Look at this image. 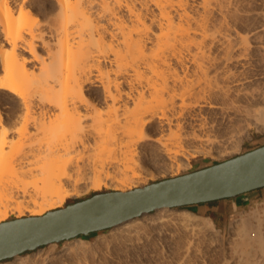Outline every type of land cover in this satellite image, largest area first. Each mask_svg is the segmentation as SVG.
<instances>
[{
    "label": "bare ground",
    "instance_id": "obj_1",
    "mask_svg": "<svg viewBox=\"0 0 264 264\" xmlns=\"http://www.w3.org/2000/svg\"><path fill=\"white\" fill-rule=\"evenodd\" d=\"M252 126L264 131V0H0V222L10 205L18 218L59 208L85 168L93 186L126 192L154 176L153 152L167 162L158 173L177 176ZM156 211L109 234L167 222L209 235L193 249L202 264L219 241L217 264H264L262 210L227 238L190 210ZM82 244L38 264H68Z\"/></svg>",
    "mask_w": 264,
    "mask_h": 264
},
{
    "label": "water",
    "instance_id": "obj_2",
    "mask_svg": "<svg viewBox=\"0 0 264 264\" xmlns=\"http://www.w3.org/2000/svg\"><path fill=\"white\" fill-rule=\"evenodd\" d=\"M264 187V144L234 157L126 192L108 190L47 211L0 222V261L110 229L158 208L236 197Z\"/></svg>",
    "mask_w": 264,
    "mask_h": 264
},
{
    "label": "rangeland",
    "instance_id": "obj_3",
    "mask_svg": "<svg viewBox=\"0 0 264 264\" xmlns=\"http://www.w3.org/2000/svg\"><path fill=\"white\" fill-rule=\"evenodd\" d=\"M214 133L215 135L216 134L221 135L222 133L225 134L220 130L218 131L216 130V132ZM263 144H264V131L258 130L256 129L255 126H252L250 128L249 134L244 138H241L240 140L237 141H233L231 143L224 144L227 150L230 147H232V151L217 156H212L204 153H199L195 156H191L189 157L188 160H186V167L181 169L178 175L211 165L213 163L224 161L226 159L234 157L245 151L254 149ZM213 150L214 152H216L215 148ZM229 150H231V148ZM151 153L152 151L150 152V154ZM151 155L155 157V160L153 163L147 164L146 169L148 170L147 171L148 173L153 172L154 176H150L148 178L147 184L161 179L172 177V175L170 174L163 175L158 173L162 168L166 167L167 162L165 161L166 162L165 163L164 160L158 159L156 155H154V152ZM84 170H85V173H83L84 176L81 175L82 180L78 182V184H75V182L73 181L71 184L66 185L68 188L77 187L79 189V193L76 195H67L64 198V202L62 206L60 207H64L69 203L89 197L97 192L112 190L111 188H108L104 184L100 187L93 186L90 183V181L92 182V177H89V171H88L89 169L85 168ZM74 177L76 179L79 178L80 175L76 173ZM262 190L264 189H256L247 192L244 195L242 194L237 197L217 200L214 203H201V204L189 205L185 207H178L174 209H178V210L187 209L194 212L195 214H198L201 219L203 218V219H208L210 221L212 220L215 223L216 228L220 231L222 237L227 238L229 236L228 232L230 231L231 222H233L235 219L245 217V220L248 221V219L253 216V212L254 214H257L258 212H261V210L264 211L263 210L264 194L258 195L259 193L264 192ZM206 206H211V207L214 206L216 207V209L206 211L205 210ZM10 207L11 205L9 206V214L7 219H12L17 217L16 212L10 211ZM150 214L156 216L158 213L155 210ZM243 214H245V216H243ZM154 224L156 225L151 226L152 224H150V226L148 225L147 227L145 225L144 228L141 229L142 231L139 232V235H135L137 233H134L132 235H127V236H111L109 233L112 231V228H110L103 231L94 232L89 235H80L60 243L48 244L40 247L39 249L25 252L20 256H30L32 257V260H36L35 264H38L41 262V256H44V253H48V255L50 254L53 255L54 253L56 254V252L59 251L61 248H63V246H66L67 244L73 241L74 242L78 241L80 239L84 244H82L80 246L81 248L78 249L79 251L77 254L78 257L75 255L76 253L75 252L73 256H76V258H73V260L71 259V261L68 264H86V263L87 264H202L201 263L202 260H200L201 258L197 259L198 256L197 254H195L196 252L193 253L194 252L193 249L194 247H202V249H206L207 248L206 245L208 244L206 241L209 242V240H211L208 239L210 238L209 235L207 237L206 235L201 233L198 237L197 236L193 237L190 232L184 231L183 229L181 230V228L177 225L172 224L173 227H171L172 225L169 226L167 222L164 223L161 222L160 223L162 224L161 226L159 223L157 224V222ZM167 225L168 227H166ZM175 226L180 230L178 229L175 231L172 230V229H176L174 228ZM150 227L152 228L154 227L153 229L154 230L156 229L155 230L156 232ZM164 227L166 228L164 229ZM157 228H160L161 230L160 229L158 230L160 231L163 230V232L167 230L168 231L165 232L164 235L163 232L160 231L157 232ZM173 231L176 233L172 234L173 236H169V232H173ZM140 234H141V238L139 239ZM136 240H138V242ZM133 242L135 243L132 245ZM215 242L218 243L217 240ZM85 244L86 246H84ZM220 245H221V241H219V244L217 245L218 248L219 247L221 248ZM185 248H187L190 251H191L190 248H192V251L191 252L188 251L189 253H187L186 252L187 250ZM220 248L219 251L216 253L210 251L205 253L206 258L208 257L211 258L209 260L207 259L208 264H212L211 262H213V264H217L219 262L218 260L220 258V254L222 250ZM51 255L50 257L54 256ZM15 261H16V257H13L10 259L1 260L0 264L2 263L14 264Z\"/></svg>",
    "mask_w": 264,
    "mask_h": 264
},
{
    "label": "crops",
    "instance_id": "obj_4",
    "mask_svg": "<svg viewBox=\"0 0 264 264\" xmlns=\"http://www.w3.org/2000/svg\"><path fill=\"white\" fill-rule=\"evenodd\" d=\"M259 189H264V187H262V188H259ZM262 191H264V190H262ZM245 194V193H244ZM243 194V195H244ZM262 194H264V192H261V193H259L258 195H262ZM242 195V194H241ZM239 196V195H238ZM237 197V196H236ZM215 210L216 209V207H214V206H206V208H205V210L207 211V210Z\"/></svg>",
    "mask_w": 264,
    "mask_h": 264
},
{
    "label": "trees",
    "instance_id": "obj_5",
    "mask_svg": "<svg viewBox=\"0 0 264 264\" xmlns=\"http://www.w3.org/2000/svg\"><path fill=\"white\" fill-rule=\"evenodd\" d=\"M217 200H215V201H209V202H207V203H214V202H216Z\"/></svg>",
    "mask_w": 264,
    "mask_h": 264
}]
</instances>
